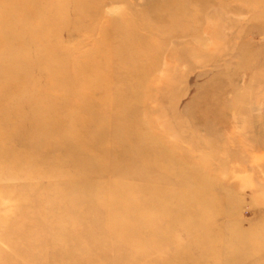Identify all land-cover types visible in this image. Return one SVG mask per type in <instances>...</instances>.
<instances>
[{"label": "rangeland", "instance_id": "1", "mask_svg": "<svg viewBox=\"0 0 264 264\" xmlns=\"http://www.w3.org/2000/svg\"><path fill=\"white\" fill-rule=\"evenodd\" d=\"M0 264H264V0H0Z\"/></svg>", "mask_w": 264, "mask_h": 264}, {"label": "bare ground", "instance_id": "2", "mask_svg": "<svg viewBox=\"0 0 264 264\" xmlns=\"http://www.w3.org/2000/svg\"><path fill=\"white\" fill-rule=\"evenodd\" d=\"M171 4V2L169 3V5Z\"/></svg>", "mask_w": 264, "mask_h": 264}]
</instances>
